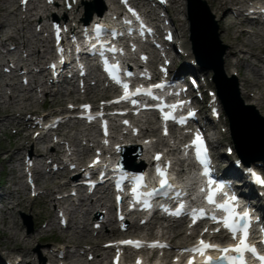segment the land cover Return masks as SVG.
Returning a JSON list of instances; mask_svg holds the SVG:
<instances>
[{
    "label": "bare ground",
    "instance_id": "obj_1",
    "mask_svg": "<svg viewBox=\"0 0 264 264\" xmlns=\"http://www.w3.org/2000/svg\"><path fill=\"white\" fill-rule=\"evenodd\" d=\"M84 1L85 0H78L77 5L75 7L73 6L72 10H75L77 12L78 9L83 5ZM37 2L38 3L33 2L32 0H29L28 4H30V7L27 9L25 7V9L20 11V9L18 8H15L14 10L9 9L6 6L7 3H9V0H0V47L3 48L4 45H6L8 42H10L11 45L12 44L14 45L13 52H11L10 50H6L7 55L9 54V56H13V53H14V55L17 56V58H13L12 60L13 67L14 66L25 67L27 66V64H29L30 67H32L37 64L36 61H38V59L43 58V56H41L40 49H39L41 47V42L42 43L44 42L43 39L38 38L36 35L33 34L34 37L38 38L35 42H31V40L28 39L27 41H23V43L20 44L17 37L15 36V34H17L19 31L21 32L24 29H27V30L31 29V26H34V25L38 26L40 21L43 19V14L40 13V11H42L43 13H46L47 11H49V6L46 4H43L44 0H37ZM179 2L180 0H172V4L175 5L174 10L176 11H177L176 5H178ZM206 2H208L209 8L211 9V12L214 14L216 21L220 24V32L217 31L218 36H220V38L225 39L227 41V44L229 45L227 54H225L223 57L224 71L227 74H234V72L236 73V75L238 74V77L240 80L241 94L243 98H245V100H248V101L252 100L253 103L256 104L254 105L258 107L259 110H261L264 114V89H263L264 81H261V82L253 81L245 73L239 74V71L242 68V64L249 60L248 58L245 57L246 54L249 55L250 57L255 58L256 60H258V62H261V55L260 54L257 55L255 52H253L254 45L247 43V40H248L247 37H249L248 35L250 33L246 29L247 28L246 26H251V25L257 26L259 25V23L255 19H248V18L241 19V17L243 16V11L245 10L246 7L249 10L250 9L255 10V11L260 10L262 8L261 5L264 4V0H207ZM68 4H69V1L63 2L62 6H65ZM111 4H114L115 8H117L114 2H112ZM188 4L191 9L195 10V7H196V10L198 11L200 10L201 5L199 2L193 3L191 0V2H188ZM102 5L103 7L106 8L105 13L103 14L105 16L107 15L106 12L111 9H108L109 5H106L104 2L102 3ZM20 6L24 8L22 4ZM190 15L191 17L195 16V13L190 14ZM233 15L234 17H232ZM50 16L52 17L53 15L51 13L50 15L46 14L45 18L49 19ZM60 16L61 15H57V17H54V16L53 17L57 18L58 21H64V18H66V11L63 12V15L61 17ZM84 19H87V18L83 17L80 20H84ZM53 21H55V19H53ZM36 22H39V23H36ZM24 24H26L27 27L23 29ZM183 25H184L183 22L178 23V28L181 32H183L182 35L184 36L185 31L183 30V27H184ZM45 28L46 26H44V29ZM8 29H12L11 32H9ZM217 34H216V37H217ZM255 34H257V36L260 38L264 37V35L261 32L255 31ZM42 47H45V49L43 50V53L45 52L47 54H52V50L50 46L42 45ZM21 50L27 52L26 58L19 57L18 54H19V51ZM239 53L243 55L238 56ZM35 59L36 61H34ZM2 66L3 64H0V67ZM31 69L32 68L25 69V73L30 76V82H28L27 86L19 85L21 93L18 92L19 88L16 87L17 86L16 83L6 84L2 82L3 80H5V78L12 81L15 78H17L19 74L15 73L13 74V77H8V75H6L4 72L0 70V111H1L0 112V122L4 118L6 119L9 117H13V116L16 118H20L22 115H24L25 111L21 110V109H24V110L27 109L24 103L35 99L36 98L35 94H37L38 91L45 96H52V97H56L58 95L62 96L61 89L59 88L58 85L51 83L50 79L44 80V78L46 77L45 69L37 73H32L33 71ZM172 69H173L172 71L175 74H181L183 72H189V71L195 72L199 68L196 65H193V64L190 65V61L189 63H186V61H184L183 63H180V64L173 63ZM14 71L17 72V70H14ZM23 77H26V76L23 75ZM2 84L6 87H9L11 89V92L10 93L6 92ZM256 90H258L257 94H256ZM222 91L225 95V92H227L228 89H226L225 92L223 89ZM5 95H6V98H5ZM28 120L29 119L20 118L16 125L18 126L17 131L13 134L15 135L17 139V141L15 142L16 146L14 150H11V148H3L2 151H0V160L2 161L1 163L11 164V168L9 169L8 184L4 185L5 190H7L9 194H11L12 193L11 186L16 187L20 183L21 176L17 174V170L15 166V163L17 162L16 161L17 159L15 158V156H18L19 157L18 160L22 163L24 167L23 170L25 171V169H27V174L31 173L35 175V178H36L35 186L37 187V189L35 190L36 193L35 195H33V199H31V201H29V199H21L17 203V207H24L27 201L30 202L31 204L35 202L36 203H53L55 204V208L59 207L60 209H64V211L66 212L68 216L67 217L68 225L66 229H71L72 223H74L73 222L74 218L72 219V217L73 215L75 216L77 210H79L78 208H85V216L83 218L84 227L88 225V221L90 220V217L93 215L94 212L95 214L93 215V218H95V221L92 222V225L94 223H97L98 221H96V219L98 215L102 214V211H101L102 208L106 210L108 209V211H110L111 208H113V204L108 205V203L104 202V199L108 198V195L106 193L104 194V196H98V197L88 196L87 198H84L83 195H81L82 188L79 187L77 188V190H75L77 193H80V198L77 199L78 207L72 210L70 208L71 207L70 196L63 194V193L67 192L70 189L71 182L73 181L70 182V181L65 180L62 183L53 181L52 183L54 184L53 186L49 185L48 183L42 184L43 183L42 178H44V176L47 174H50L54 179H57L59 177H62V178L66 177V174H68L69 172L68 170L65 169V167H68L69 165L73 164L72 160L70 164H66L61 169L58 168L56 172H52V168L48 172H45L43 171V168L47 165H52L55 163L60 164L59 166H61V163L59 162H61L62 160L61 155L65 152L64 151L65 143L71 144L74 147L73 154H71V155H74L75 154L74 151L76 150L75 147L77 146V143L79 141H82V139L79 140L78 138V134L82 133V131L77 128H74L73 129L75 131L74 133L72 132V130L69 132H61L62 139L60 140L57 139L58 142L53 143V141H50V136L47 137L45 135L44 136L38 135L36 138H33L31 136V130L34 127L33 125L28 126L29 125ZM151 123L153 122L150 121L149 124ZM64 124L67 125L68 124L67 121ZM1 125H0V128H1ZM141 130L148 132V128H144ZM150 131L154 132L156 130L150 129ZM238 139H240L239 136H238ZM150 141L152 142V144L155 143L153 137L150 138ZM50 142H52L53 144H51ZM87 142H90V141H87ZM120 142L116 141V143H120ZM216 143L219 144L218 140ZM135 144H138V143H135ZM163 147L164 149H168V146L165 144H163ZM136 149L137 147H135L134 150ZM118 150L120 152V151H125L126 149L119 147ZM161 152L163 151L161 150ZM168 152H171V151H168ZM26 156H29L28 161H25ZM140 156H142V154ZM151 158H149V160H151ZM235 158L238 159V156L235 155ZM137 160H139V162L143 161L141 157H139ZM225 172L232 174V175H238V177L242 176L241 171L239 172L238 169H235L230 165H228ZM24 178H25V175H24ZM25 190H28V192L31 193L30 189L27 188ZM1 198L2 197H0V199ZM42 217L43 216H38L37 218H42ZM108 221L110 222L112 227L109 229V233L107 235L111 236V235L119 234L118 229L114 226L116 223V218L114 217V220L110 219ZM47 226H49L48 230H55L54 229L55 225L52 221L49 222ZM131 227H133L135 230H139L141 228L138 224L132 225ZM178 227H181V224L168 227V229L174 232L175 234L171 237V240L174 238H178L179 236V233H177ZM104 229L105 231H108L105 225H104ZM90 231L93 232V228ZM94 236L97 237L98 235H94ZM102 236L104 235H99L98 238L100 239ZM6 237H7L6 243L3 244L5 248L3 250L5 251L8 250V252H10L9 250H12V251L14 250V251L19 252L20 254H22V262H25L24 257L28 255V252L24 244L27 239L32 238V237H27L26 235L23 236L22 239H19V238L15 239L14 237L10 235L9 236L6 235ZM66 238H67V243L64 244V246L61 245L56 250L51 251V254L47 257V264H101L103 260L107 259V256L109 255L108 254L109 251L112 250V247H109L106 249L102 248V251L105 256L102 257V255H95V257L93 256L92 262H89L87 259H85L84 261H81L78 258V257H81L80 255L77 257L76 254H72L65 249L66 247H69V245L72 248H77L81 246V243L84 239H82L79 234L77 236H75L74 234L73 236L68 235L66 236ZM85 241L88 242L89 240L86 239ZM89 242L91 243V240ZM3 245L0 244V247H2ZM97 245H99V242L94 243L90 247V249L94 248V246H97ZM60 250L64 251L63 257L61 259L57 257ZM88 255H92V253H90V251L87 250L86 257ZM7 256L11 257V254H7ZM1 260H2V255H0V261ZM35 264H41V262L39 261L38 263H35Z\"/></svg>",
    "mask_w": 264,
    "mask_h": 264
},
{
    "label": "rangeland",
    "instance_id": "obj_2",
    "mask_svg": "<svg viewBox=\"0 0 264 264\" xmlns=\"http://www.w3.org/2000/svg\"><path fill=\"white\" fill-rule=\"evenodd\" d=\"M22 0H9V3H7V7L11 10H14L15 8H18L21 10H23V7L20 6ZM77 1V0H76ZM106 1V0H102ZM112 1H116V0H112ZM203 1L206 9H207V13L209 15V17H207L208 20H210L211 22H209V27L210 29L213 28V26H215L216 28V34L217 31L220 32V24L216 21V18L214 16V14L211 12V9L209 8L208 2H206L205 0H200ZM56 2L58 3V5H56L53 9H51L50 11H55L57 14L59 12H64L66 11L65 6H62V0H56ZM87 2L90 3V6L92 8V11L94 12L96 9L101 8V0H87ZM177 7V11H174V9L172 7H170V13L172 15V17L175 20V26H176V34L178 37V41L182 43L181 47L183 52L185 51V54H187V56H183L185 59H187L188 61H190V56H193L192 53L190 52V41L188 40L189 37V30H188V21L187 20V15H186V0H180V2L178 3V5H176ZM30 5L27 4L26 8H29ZM73 11V12H72ZM70 12L66 11V18H68V20H70V23L74 24L75 19H73L76 15L74 14L75 10H72ZM40 13L43 14V20L40 22L39 26H31V29H24L25 27H27L26 24L23 25V29L21 32L19 31L17 34H15V36L17 37L18 41L20 44L23 43V41H27L28 39L31 40V42H35L38 38L41 39H46L49 41L46 42H41V47L40 49V53L41 56H43L42 59H38V61H36V59L34 61H36L37 63H39L42 67H45L42 63L44 62V58H45V54L43 53V50L45 49V47L43 46H51L50 43V37L47 35H41L37 33V30L41 27V25H46V21H45V16L46 14H49L50 12L47 11L46 13H43L42 11H40ZM77 13H80L81 17L85 16V12L82 10V8H80L78 10ZM76 13V14H77ZM13 17V15H12ZM234 17V16H232ZM13 20V19H12ZM11 20V21H12ZM183 21V30L185 31V35L183 36L182 33L179 28L177 30V25L178 23H181ZM185 21V22H184ZM37 23V22H36ZM35 23V24H36ZM187 26V28H186ZM248 30V32L250 33L247 37V43L248 44H253V52H255L257 55L260 54L261 55V62H258V60H256L253 57H250L249 55H245L246 58H248L249 60L244 62L242 64V68L239 71V74H243L245 73L250 79H252L253 81H257V82H261L264 81V37L260 38L257 36V34H255V31H260L261 28H259L258 26H248L246 28ZM12 29H8L9 32H11ZM14 30V29H13ZM188 30V31H187ZM36 35L37 37H34V35ZM216 53H222V71H223V79L222 81L227 85L228 87V94L229 96H232V92H233V86L236 85L237 87V92H238V97L239 100L243 103L242 109L246 112H248L249 110H251L252 112H254L255 116H258V121L261 125L264 126V114L261 110H259L258 107H256L255 103H253L252 100H245V98H243L242 94H241V89H240V80L238 77V74L236 75V73L234 74H227L224 69H223V57L225 54H227V50L229 49V45L227 44V41L223 38H220V36H218L217 34V39H216ZM13 47V45H10L9 43H7L6 45H4V50L6 49H10ZM5 52H2V54L0 56H2L1 59H3V61L0 62V64H3L2 67H0V70L3 72L6 68L8 67L10 64L9 62H7L6 60L8 59V61H12L13 58H17L16 55L13 56H9V54L5 55ZM190 54V56L188 55ZM19 57L21 58H26L27 52L21 50L19 51ZM243 54H238V56H242ZM47 57H52L53 54H47ZM181 57V58H183ZM41 58V57H40ZM194 58V57H193ZM192 58V59H193ZM235 60V59H234ZM176 62H178L177 59H175ZM211 64L208 63V65ZM259 66V67H258ZM24 68H34V67H30L29 64H27V66H25ZM18 71L16 72V74H19V76L17 78H15L14 80H9L7 78H5V80H3V83H16L17 86L19 88L18 92H20V87L19 85H22L21 80L23 75L25 74H20L19 73V68H17ZM258 70V71H257ZM202 71L203 73H205L207 75V79L204 80V84L209 86V80L210 78H212L213 73L210 71V69L207 68L206 65H204L203 67L199 66V70L196 72H200ZM237 72V71H236ZM188 74V73H186ZM49 76H46V79ZM26 78L28 79V81L30 82V76L27 75ZM91 80H90V84L89 87L92 88L93 92L96 91V89L94 88V86L91 85ZM3 85V84H2ZM214 85V83H212V86ZM3 88L6 90V92L10 93L11 89L9 87H6L3 85ZM264 89V88H263ZM75 88L72 87H68L62 90V96L58 95L56 97H52V96H45L42 93H40L38 91L37 94H35L36 98L30 101H27L24 103V105L27 107L26 110L21 109L23 111H25L24 115H22L20 118L21 119H30L31 118V113L32 112H39L41 115H48V117L50 118L51 116H56V115H60L69 108L71 104L72 100H76L79 101V99L83 98L84 95L81 93V91H77L74 92ZM3 91V90H2ZM21 93V92H20ZM258 93V90H256V94ZM104 94L103 91H99L97 95H102ZM95 96L94 94H90L88 97L93 99ZM6 98V95H5ZM230 99V98H229ZM231 100V99H230ZM253 103V104H251ZM70 104V105H69ZM255 104V105H254ZM254 105V106H253ZM43 106V107H42ZM247 106L252 107V109H248ZM254 108V110H253ZM1 112V111H0ZM26 114V115H25ZM221 119L219 120V123H217L216 128L214 129L215 134L217 135V137H219V144L217 145V149H216V153L217 154H223L224 157L225 156V147L227 145L231 146L234 149V144H233V139H232V133H230V129H229V122H228V117L225 115L224 110L221 108ZM253 114V113H252ZM20 118H16V117H9V118H4L3 120H1L0 125V151H2L3 148H11V150H14L16 144L15 142L17 141L15 135H13L16 131H17V123L19 121ZM257 118V117H256ZM32 119V118H31ZM29 122L31 120H28ZM30 124V123H29ZM74 128H77L79 130H82L83 132V128L81 126V124H76L75 122L71 121L68 122V125L63 128V132H69L72 130V132L74 133L75 131L73 130ZM156 129V127H154ZM28 129V128H27ZM3 132H2V131ZM37 129H32L31 130V136L33 138H36L35 136V131ZM5 131V132H4ZM159 130L158 128L155 131V134L158 135ZM80 136V135H79ZM217 139V138H216ZM52 141V139H51ZM52 143V142H50ZM54 143V142H53ZM52 143V144H53ZM83 143H85L83 140L79 141L77 144L81 146H83ZM161 150H163L162 148H160ZM82 151L81 154H76L75 155V159H79V160H84L83 162H86L87 160H89L94 151L90 150L88 152L84 151L83 149L80 150ZM235 152V150H234ZM236 155V153H234L233 157L234 158ZM150 157V156H149ZM258 157V155H257ZM15 158L17 159L15 166H16V170H17V174L21 176L20 179V183L14 187L11 186V191L12 193L9 194L7 190H5L4 185L8 184V179H9V169L11 168V164L10 163H1L2 161L0 160V197H2L0 199V244H5L6 243V235H10L12 237H14L15 239H22L23 236H27V237H32L26 240L25 242V246L28 252V255H26V257H24L25 262L21 263V264H35L38 263L39 261L41 262V264H47V256L50 255V251L58 248V246H56L53 241L55 239H57L58 241H60L63 244L67 243V238L66 236H73V234L75 236H77L78 234L81 236L82 239H84L81 243V246L77 247V248H72L70 245L69 247H66L67 251H70V253H75L77 255V257L80 255L81 257H78L81 261H84L85 259H87L89 257V255L86 257V253L87 250L90 251V253H92V256L95 257V255H104L103 251H102V244L110 241L112 238L110 235H107L109 231H105V229L99 230V233L97 234L98 236H94V232L91 233V229H92V222L94 220H92V216L90 217V220L88 221V225L86 227H84V216H85V208H78L79 210H77L75 216L73 215L72 219L73 222L72 223V227L71 229H64V230H59L58 229V216H59V207L55 208V204L53 203H33L31 204L30 202H26L24 207H17V203L21 200V199H29V201H31V199H33V194L35 193V189L33 190V193H29L25 184H24V174L25 171L23 170V165L22 163L18 160L19 157L15 156ZM143 158V157H142ZM148 158V157H147ZM225 161L228 162V160H230V157L224 158ZM251 160H256L255 158L251 157ZM46 160V159H45ZM231 161V160H230ZM256 162H261L260 160L256 161ZM255 163V162H252ZM81 167V166H80ZM51 168V166L47 165L43 168V171L47 172L49 169ZM65 169H67V167H65ZM63 172V171H62ZM67 175V174H66ZM66 180V178H62L59 177L57 179H54L50 174H47L44 176V178H42L43 183H48L49 185L53 186L54 184L53 181H57L59 183H62ZM14 190V191H13ZM65 194L70 196V204H71V209L74 210L75 208L78 207V201L77 198L75 196L70 195L71 192L70 190H68L67 192H65ZM57 196V195H56ZM105 203H108V205L112 204V197L108 194V198L104 199ZM89 203V202H88ZM31 204V205H30ZM99 209V208H98ZM102 212L105 211V209H101ZM94 215V214H93ZM38 216H43L42 218H37ZM109 217L112 220H114V213H113V209L111 212H107V214L102 215V217L99 220L100 224L101 221H105V217ZM4 219V220H3ZM3 221V222H2ZM53 222L55 225V230H48L49 226H47L49 224V222ZM112 227V225H111ZM110 226H107L108 230L111 228ZM183 228V226H182ZM181 227L179 229H177V233H179L178 238H174L171 240V237L174 234V232L170 231L168 228H155L153 231L151 229H149L148 227H143L139 230H135L132 229L131 231H129V235H138L141 237H150V238H159L161 237L162 239H166V241H168L170 243V246L172 247V249L178 248L180 245L185 244L186 241H188L190 239V237L188 236V231L185 232V230H183ZM77 231V233H76ZM89 231V232H88ZM42 233V234H41ZM99 235H104L102 236L100 239L98 238ZM83 236V237H82ZM39 239V240H38ZM91 240V243L88 241L86 242L85 240ZM99 242V245L94 246V248L90 249V247L96 243ZM5 248V246L3 245L2 247H0V255H2V261H7V259H21L22 254H20L17 251H12L9 250L10 252H8V250H3ZM7 254H11V257H8ZM109 254V253H108ZM46 256V257H45ZM88 260V259H87ZM108 261V256L107 259L103 260V262L101 264H107Z\"/></svg>",
    "mask_w": 264,
    "mask_h": 264
},
{
    "label": "snow or ice",
    "instance_id": "obj_3",
    "mask_svg": "<svg viewBox=\"0 0 264 264\" xmlns=\"http://www.w3.org/2000/svg\"><path fill=\"white\" fill-rule=\"evenodd\" d=\"M26 2V0H24ZM97 32L100 31L99 28L96 29ZM101 47H103L101 45ZM111 52L115 53L116 49H109ZM53 69H55V65L51 66ZM119 65H113L111 69L109 70L106 68V71H110V75L113 72H118ZM127 75H130V73H127ZM112 79L114 82L119 84L124 89V95L121 97L122 100H128L132 96L136 95H149L151 96V89L148 90H141L137 89L135 92H129V86L127 84H122L119 79L115 75H112ZM155 87L159 88L161 85H155ZM119 102V101H117ZM135 105V101H132ZM173 108L176 106L173 105ZM88 106H85V109L87 110ZM191 115V114H190ZM171 115H165L164 119H170ZM126 123V122H125ZM193 145L196 147V154L197 159L201 161V163H204L202 157L204 155V147L203 142L199 135H197L193 141ZM157 160L160 159L159 156L156 157ZM157 174L161 177L160 185L161 187H164L167 185V180L165 178V172L161 169H157ZM207 174V173H205ZM255 183L264 186V178L257 175L255 172L251 173ZM142 178H137L136 183L139 187L141 185ZM212 182L209 181V185L211 186ZM135 191V189H134ZM204 191V189H202ZM223 192V186H215L209 187L208 194L206 195L205 199L206 202L210 205H215L217 211H222L225 215L223 219L217 220L216 217H211V219L214 220V222L222 224V226L231 233L232 238L235 240L237 238V235H239V242L233 247L229 248H218L214 245H209L205 243L204 241H200L199 245L197 247H194L193 249H189L186 251H190L192 253H198L200 255H203L205 252L212 250V251H218L221 253V256L218 258L217 261H213L210 257L206 258L204 260V264H246L245 260V254H250L254 259H256L259 264H264V256L259 255L256 251V248L254 246H250L248 243V236H249V229L251 227V221L249 218V213L247 211H244L242 214L236 211L235 208V197L229 196L227 199H225L223 204L217 205L215 202V196L219 193ZM178 214V213H177ZM200 215L203 216L204 213L201 211ZM193 219L195 221V216H193ZM207 231V229H205ZM219 231V229H217ZM125 244L134 246V247H140L141 245L139 242H133V241H126L123 242ZM262 244H264V240L261 241ZM149 247H162V245L159 244H153L149 245ZM228 253H233L234 255H228ZM188 264H193V262L190 260Z\"/></svg>",
    "mask_w": 264,
    "mask_h": 264
},
{
    "label": "water",
    "instance_id": "obj_4",
    "mask_svg": "<svg viewBox=\"0 0 264 264\" xmlns=\"http://www.w3.org/2000/svg\"><path fill=\"white\" fill-rule=\"evenodd\" d=\"M191 24H192L191 30H192L193 39H194V38L197 37L196 30L194 28V27H196V25H195L196 23L194 22L192 17H191ZM203 31H205V30H203ZM203 31L200 32L202 34L198 37L200 39V41H199L200 42V46H202V47H200V46L199 47H200V49L202 48L201 52L206 53L207 55H210L211 52H212V48H213L212 43H213L214 39L216 40V36H213L214 38L212 39V35L207 34V33L203 32ZM194 42H198V41H194ZM220 62L221 61H220V57H219V60H217V62L215 63L214 67H211L219 75L221 74V69H222ZM215 80L217 81L216 77H215ZM234 94L235 95H234L233 99L232 98L231 99L233 101H235V103L239 104L238 106H240L241 102L238 99L237 92H234ZM238 116H239V120H240L239 124L241 125V127H243V129L242 128L240 129V135L243 137L242 144L245 145V146L247 145L250 148L254 147L255 149H257V148L261 149L263 147V145H264V130L259 128V126L257 127L256 124L254 125V123L251 121V119L249 117L245 118L243 116V113L239 112ZM257 132H258V134H257ZM236 145L238 147L237 143H236ZM245 163L248 165V162H245Z\"/></svg>",
    "mask_w": 264,
    "mask_h": 264
}]
</instances>
